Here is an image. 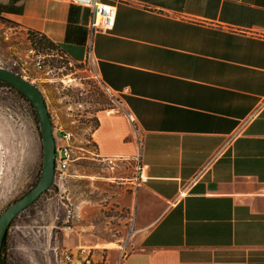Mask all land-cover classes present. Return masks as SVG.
Here are the masks:
<instances>
[{
	"label": "crops",
	"instance_id": "0c3cea01",
	"mask_svg": "<svg viewBox=\"0 0 264 264\" xmlns=\"http://www.w3.org/2000/svg\"><path fill=\"white\" fill-rule=\"evenodd\" d=\"M111 1L116 24L94 35L89 69L118 108L98 113L92 141L98 157L128 160L107 167L132 190L134 249L123 256L115 238L69 251L97 264H264V0ZM91 15L65 0H0V19L77 65Z\"/></svg>",
	"mask_w": 264,
	"mask_h": 264
},
{
	"label": "rangeland",
	"instance_id": "374dc122",
	"mask_svg": "<svg viewBox=\"0 0 264 264\" xmlns=\"http://www.w3.org/2000/svg\"><path fill=\"white\" fill-rule=\"evenodd\" d=\"M29 49L26 32L0 20L3 68L11 67L14 59H24ZM26 80L41 90L52 119L73 135V161L63 179H56L11 224L5 264H65L66 250L115 238H121L124 252L130 253L135 237L129 206L132 190L113 178L124 170H108L92 141L98 113L117 110V100L83 66L66 67L49 76L31 72ZM42 165L40 126L33 109L16 93L0 88V215L33 189ZM81 233L90 240L81 239Z\"/></svg>",
	"mask_w": 264,
	"mask_h": 264
},
{
	"label": "built area",
	"instance_id": "2783aa9c",
	"mask_svg": "<svg viewBox=\"0 0 264 264\" xmlns=\"http://www.w3.org/2000/svg\"><path fill=\"white\" fill-rule=\"evenodd\" d=\"M71 5L86 8L91 11V20L89 23V38L88 48L86 51L85 58L81 64H74L57 46L55 45H43V47H37V42L35 45H32L31 39L26 32V39L29 42L30 49L27 51V55L24 59L19 58L18 60H13L11 62V67L7 68L8 70H16L19 68V75L28 79V75L31 72H36L39 74H44L46 76L53 75L56 72H62L66 67L74 68L75 66H83L87 68H92L94 65V60L92 57V39L95 34L111 31L115 24L117 18V9L116 5L112 3L111 0H65ZM54 63L56 66H52ZM0 67L3 68V64H0ZM6 69V68H5ZM32 83V81H31ZM107 93H111L107 90ZM112 98H114L111 95ZM115 99V98H114ZM116 100V99H115ZM51 115V114H50ZM52 118V116H51ZM130 120L133 119L130 116ZM52 121H56L52 119ZM54 125V124H53ZM55 130H59L61 133L60 139L63 141L62 145L56 143V174L55 180H62L65 173L69 170L70 164L73 161L72 154V142L73 135L69 132H65L61 125H54ZM99 159L103 164L109 168H115L120 165L126 164L128 161L124 158H116L112 156H99ZM137 185L144 181L143 172L138 169L137 176L135 177ZM133 234L135 233L134 229L132 230ZM126 255L124 252L123 256ZM63 258L65 264H97L94 261L93 255L90 251L81 248L79 254L74 256L69 250H66L63 253Z\"/></svg>",
	"mask_w": 264,
	"mask_h": 264
},
{
	"label": "water",
	"instance_id": "95a60500",
	"mask_svg": "<svg viewBox=\"0 0 264 264\" xmlns=\"http://www.w3.org/2000/svg\"><path fill=\"white\" fill-rule=\"evenodd\" d=\"M0 82L16 89L31 102L39 120L43 147V165L37 185L0 215V264H3L2 249L11 223L49 191L55 181L56 140L53 121L41 90L21 75L2 67Z\"/></svg>",
	"mask_w": 264,
	"mask_h": 264
},
{
	"label": "trees",
	"instance_id": "16d2710c",
	"mask_svg": "<svg viewBox=\"0 0 264 264\" xmlns=\"http://www.w3.org/2000/svg\"><path fill=\"white\" fill-rule=\"evenodd\" d=\"M0 20H3V19H0ZM4 21H6V20H4ZM7 22H9V23H11V24H13V25H15L16 26V24L15 23H13V22H10V21H7ZM27 33H28V35H29V39H31V42H32V45H35V42H37V47H43V45H47V44H49L50 46L51 45H55L54 43H52V42H50L44 35H42V34H40V33H38V32H34V31H30V30H28L27 31ZM55 46H57L62 52H63V50L56 44ZM64 53V52H63ZM65 54V53H64ZM66 55V54H65ZM67 56V55H66ZM15 73H17L18 74V72L17 71H14ZM0 88H5L6 90H10V91H12V92H14V93H16L23 101H25V102H27L28 104H29V106L33 109V111H34V115H35V117H36V119H37V121H39L38 120V117H37V114H36V111H35V109H34V107L32 106V104H31V102L22 94V93H20L19 91H17L16 89H14V88H12V87H10V86H8L7 84H4V83H1L0 82ZM99 126H100V122H99V120L98 119H96L95 120V127H94V130H96V129H98L99 128ZM40 179V178H39ZM39 181V180H38ZM38 181H37V183H38ZM37 183L34 185V187L37 185ZM33 187V188H34ZM48 192V191H47ZM47 192H45L44 194H46ZM43 194V195H44ZM38 201V200H37ZM36 201V202H37ZM35 202V203H36ZM34 203V204H35ZM33 204V205H34ZM32 205V206H33ZM31 206V207H32ZM30 208V207H29ZM28 208V209H29ZM27 209V210H28ZM13 223V222H12ZM11 223V224H12ZM7 239H8V234H7V236H6V239H5V242H4V245H3V249H2V253H3V259H2V261H3V264H5V258H4V253H5V247H6V245H7Z\"/></svg>",
	"mask_w": 264,
	"mask_h": 264
}]
</instances>
